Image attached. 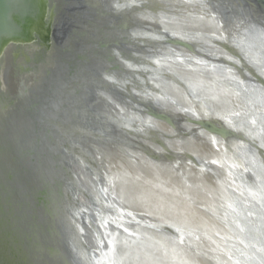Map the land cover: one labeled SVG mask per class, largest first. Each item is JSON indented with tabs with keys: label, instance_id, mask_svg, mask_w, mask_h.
<instances>
[{
	"label": "water",
	"instance_id": "water-1",
	"mask_svg": "<svg viewBox=\"0 0 264 264\" xmlns=\"http://www.w3.org/2000/svg\"><path fill=\"white\" fill-rule=\"evenodd\" d=\"M0 264H264V0H0Z\"/></svg>",
	"mask_w": 264,
	"mask_h": 264
}]
</instances>
